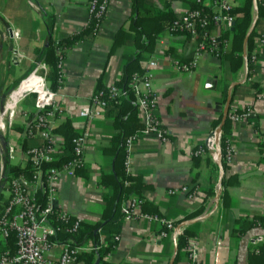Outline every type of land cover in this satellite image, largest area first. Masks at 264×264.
I'll return each instance as SVG.
<instances>
[{"label":"crops","instance_id":"crops-1","mask_svg":"<svg viewBox=\"0 0 264 264\" xmlns=\"http://www.w3.org/2000/svg\"><path fill=\"white\" fill-rule=\"evenodd\" d=\"M89 1L0 0V39L4 41L7 35L14 47L12 63L7 66L9 61L3 59L0 89L5 86L10 94L37 63L44 64L48 16L54 18V40L70 37L87 25ZM154 3L158 8L169 5L180 17L190 9L187 2L180 0ZM130 11V0H109L107 15L96 34L77 44L63 60L64 80L56 101L75 132L88 135L83 152L87 177L63 174L53 209L84 222L96 223L102 218L103 197L108 189L102 187L100 180L113 170L112 157L103 149L116 130L105 111L92 120L79 114L89 108L99 81L109 88L122 74L123 49L110 53V43ZM251 19L254 33L250 71L244 46L240 52L235 51L242 58L236 73L229 69L228 62L221 63L208 54H202L190 72H182L178 64L195 55L192 42L182 34H165L156 41L150 57L155 60V67L150 72L158 99L157 115L168 141L160 142L156 136L141 137L131 155L130 168L131 174L141 177L147 186L141 194L143 201L155 207L158 215L124 220L108 264H170L171 260L172 264H189L186 250L177 253L173 233L159 237L163 231L161 220L173 225L181 223L190 233L196 245L195 264H264V248L257 255L252 245L253 238L264 237V226L248 227L249 222L264 213V100L260 99L264 96V45L260 43L264 39V16L257 19L253 9ZM228 29L231 27L222 25L211 34L219 42L227 41L230 49L231 36L223 39ZM228 92L239 111L252 108L256 115L249 121L231 124L228 145L233 155L223 169L218 162L219 150L215 155L205 151L197 159L192 153L203 147L215 130L213 124L222 115L223 96ZM34 115V107L26 98L0 132V181L5 165H26V151L41 145L40 140L25 137L26 125ZM230 178L232 185L223 186ZM181 186H197L200 192L194 199L182 193L168 194V190ZM3 193L0 195L7 199ZM199 208H203V213L186 221Z\"/></svg>","mask_w":264,"mask_h":264},{"label":"built area","instance_id":"built-area-1","mask_svg":"<svg viewBox=\"0 0 264 264\" xmlns=\"http://www.w3.org/2000/svg\"><path fill=\"white\" fill-rule=\"evenodd\" d=\"M200 1L197 0V2ZM235 1L213 0L209 4L208 14L210 15V19L202 16L201 11L188 10L182 15L179 21L173 23L170 31H186L191 35L193 40L199 35L198 29H206L209 20L217 27L222 25L231 27L232 23H234V17L230 14V11L235 5ZM108 5L109 1L99 3L97 0H90L87 8L89 17L93 15L103 21L107 15ZM201 35L202 42L196 48L194 57L186 63L178 64V68L182 72H190L195 68L197 60L202 54H208L216 58L219 57V43L214 42L215 39L209 37L205 32ZM207 40L211 43L207 44L205 42ZM260 43L264 45V39ZM63 60L59 59L57 65L59 72L58 83L60 85L63 84L64 80ZM153 67H155V60H148L146 67H144V72L142 74H134L130 81V87L136 96V102L141 114L140 119L144 128L141 133L130 136L125 141L124 166L127 173H131V155L136 142L141 137L156 136L160 142L168 141L166 132L161 128L157 115L158 99L152 86V74L150 72V69ZM38 71L42 72L41 76L37 75ZM47 72L48 68L45 64L37 63L31 74L9 94L3 109L0 111V132H3L7 124H10L17 105L27 97L34 95L33 107L35 115L26 125L25 137L41 141L40 146L29 148L26 151L27 163L30 164L33 170L30 176L20 175L6 183L5 192L7 193L8 202L0 213V238L7 239L11 233H14L16 248L13 253L9 251L0 253V264H77L78 255L96 252L103 244L102 233H100L97 245L89 241L82 246L74 247L70 244V241L63 243L52 241L58 229L51 225V221L48 220L49 214L57 213L58 219L62 223H69L71 218L67 213L53 209V201L57 193L58 182L63 174L74 175L77 168L84 166L83 152L88 135L87 133L78 135L74 140L73 158L63 164L61 168H48L45 171L43 170L42 166L52 162L61 145V140L52 133V130L65 120L62 110L56 101L57 91L53 90L51 83L46 80ZM32 75L40 78V90L30 89L23 91L16 101H14L12 98L14 93ZM123 95H125V92L115 87L114 84L108 88V99L114 100ZM260 99L264 100V96H260ZM89 103V108L81 111L79 114L80 117L88 120L100 117L107 107L106 100L102 98V93L100 92L93 94ZM11 104H13L12 107L10 106ZM229 112V118L232 124L249 121L256 115V111L252 108L239 111L235 106H232ZM220 138L221 134L217 135L214 130L208 137L205 145L193 151L192 156L194 158L200 157L205 151H210L215 155L217 150L220 151ZM232 153L233 150L228 145L224 155V161L226 163L230 162ZM37 191H42L45 194L46 203L44 208H41L35 200ZM199 192L197 186H181L168 190V194L170 195L182 193L191 199L196 198ZM142 202L141 199L133 198L125 204L122 208L125 221L152 217L141 213L140 207ZM153 218L156 219V217ZM161 223L165 230L160 232V238H164L170 233H173L176 238L183 233V226L178 228L179 226L176 227L164 220H161ZM76 227L77 222H74L70 231H73ZM117 239L119 238L117 237ZM252 245L254 246L255 254L258 255L261 252V247L264 248V237L258 236L253 238ZM195 246V243L190 239L185 249L189 257V264H195ZM56 248H59L58 253L55 252ZM115 249L116 246L106 255L105 261L107 263Z\"/></svg>","mask_w":264,"mask_h":264},{"label":"trees","instance_id":"trees-1","mask_svg":"<svg viewBox=\"0 0 264 264\" xmlns=\"http://www.w3.org/2000/svg\"><path fill=\"white\" fill-rule=\"evenodd\" d=\"M99 3L109 0H97ZM155 0H130L131 11L125 24L116 32L115 36L110 43V53L116 49H123L122 59L124 65L122 74L114 83V86L125 92V95L120 96L114 100L108 99V88H105L100 81L97 84L95 93H102V98L106 100L107 107L105 112L115 127V134L112 137L108 146L103 149V153L112 157L113 170L109 175H103L100 184L102 187L108 189L103 197L104 206L102 218L96 223L84 222L73 217L70 218L69 223H62L58 219L57 213H51L48 220L51 225L57 230L55 237L52 241L56 243H63L70 241L74 247L82 246L91 241L94 245L98 244L100 233L103 236V244L96 252L89 254H80L77 258V264H108L105 261L106 255L112 251L113 247L118 245L117 237L124 221V214L122 208L125 204L133 198H138L143 201L142 191L147 188L146 184L142 181L141 177L127 173L125 171V141L128 137L139 134L142 132L144 126L140 119V110L136 102V96L130 87V81L134 74H142L144 67L142 64L148 61L154 52L156 41L165 34L176 35L182 34L187 41L192 42L195 49L202 42L201 34L207 33L212 37V31L217 28L211 20L204 30L198 29V36L192 40L191 35L186 31L174 30L170 31L173 23L181 19L180 16L175 14L169 5H164L162 8L156 7ZM175 1V0H170ZM187 2L190 6L189 10L201 11L202 16L210 19L209 4L213 0H180ZM254 0H236L235 5L230 11L234 17L233 30L228 29L223 33V39L231 36V45L229 49L226 42H218L220 45V54L218 59L221 63L228 62L229 69L233 73L239 69L242 63L241 55L236 56L235 51L240 52L243 48L244 38L251 26V12ZM264 0H255V7L257 12V19L264 16ZM50 25L48 26V42L46 51L44 53V64L48 67L46 80L51 83V88L55 91L61 86L58 83L59 72L57 65L59 59H64L69 51L77 44L83 42L90 36H94L98 30L102 19L96 16H90L87 25L76 34L70 37L54 40L53 38V16H48ZM252 31L246 43L248 70L250 71V54L253 49ZM210 44L208 40L205 41ZM186 63V62H183ZM249 77V72H248ZM227 95L224 94L223 102L225 104ZM233 106V96H231V104L228 110L225 124L221 130L220 138V156L221 166L225 169L226 162L224 155L228 146V136L231 131V121L229 118V111ZM222 117V115H221ZM221 117L214 122L213 127L216 129L221 123ZM52 133L61 139V145L54 156L52 162L46 163L42 166L43 170L48 168H61L63 164L73 158L74 140L79 134L75 132L70 120L65 119L64 122L53 128ZM197 159V158H193ZM84 166L77 168L74 175L83 178L87 177V172L83 171ZM33 172L29 163L26 165H5L3 178L0 181V187L5 183L11 181L20 175L29 177ZM44 173V172H43ZM232 178L228 179L227 183L223 186L232 185ZM213 194V193H212ZM210 194V195H212ZM35 200L41 208H44L46 199L42 191H37ZM8 200L0 195V213L7 205ZM141 213L149 216H157L158 212L148 202H142L140 207ZM203 213V208H199L196 212L190 214L187 220L195 219ZM74 222H77V227L70 231ZM248 227L264 226V213L261 216L255 217L248 223ZM181 223H176L174 226L178 227ZM165 230V228H163ZM190 233L186 228H183V233L176 237L177 253L185 250L188 241L190 240ZM16 248L15 234L11 233L7 239L0 238V253L9 251L13 253ZM178 255V254H177ZM178 259V257H177ZM264 261V260H263Z\"/></svg>","mask_w":264,"mask_h":264},{"label":"rangeland","instance_id":"rangeland-1","mask_svg":"<svg viewBox=\"0 0 264 264\" xmlns=\"http://www.w3.org/2000/svg\"><path fill=\"white\" fill-rule=\"evenodd\" d=\"M0 36H2L1 33H0ZM10 44H12V43L9 41L7 35H5V40L4 41H3V39L2 40L0 39V73H1V70L3 68V59H6V60L9 61L8 62L9 64H7V66H9L12 63V61L10 59L13 56L12 49H14V47L12 45H10ZM35 67H36V65L34 66V68ZM37 75L38 76H41L42 75V72L41 71H38V74ZM19 84H18V86H19ZM6 91H8V90H7V88L5 86L0 89V111L3 109V107L5 105V102H6L7 98H8V96H9V94H7ZM27 102L28 103H31L33 105L34 95H31V96L27 97ZM1 149H2V140L0 139V155L3 154L1 152ZM6 186L7 185L5 183L4 188L0 189V192H5ZM5 193H3L4 196L7 195V193L6 194Z\"/></svg>","mask_w":264,"mask_h":264},{"label":"water","instance_id":"water-1","mask_svg":"<svg viewBox=\"0 0 264 264\" xmlns=\"http://www.w3.org/2000/svg\"><path fill=\"white\" fill-rule=\"evenodd\" d=\"M253 4H254L253 5L254 10H256L255 0H254ZM233 27H234V23H232V25H231V30H233ZM253 27H254V24L251 25L250 29L248 30V32H247V34H246V36L244 38V41H243L244 54H245L246 43H247V41L249 39V36L251 35V33L253 31ZM230 104H231V95H230V92H228L227 97H226V102H225V105H224V108H223V111H222L221 123L215 129V133L217 135L221 134V130H222L223 125L225 124V121H226V118H227V114H228V110L230 108ZM220 158H221V156H220V154H218L219 165L221 164V159ZM178 228H180V226ZM172 263H173V260H171L170 264H172Z\"/></svg>","mask_w":264,"mask_h":264},{"label":"bare ground","instance_id":"bare-ground-1","mask_svg":"<svg viewBox=\"0 0 264 264\" xmlns=\"http://www.w3.org/2000/svg\"><path fill=\"white\" fill-rule=\"evenodd\" d=\"M40 78L36 77L35 75H32L29 77L28 80H26L25 82H23L19 88V90L17 92L14 93L13 95V100L16 101V99L18 98V96L26 90H40ZM11 107L13 106V104L10 105Z\"/></svg>","mask_w":264,"mask_h":264}]
</instances>
